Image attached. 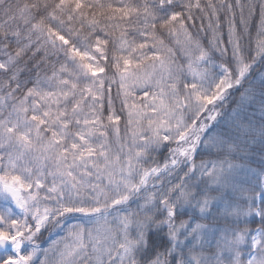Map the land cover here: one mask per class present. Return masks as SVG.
I'll return each mask as SVG.
<instances>
[{"label": "snow or ice", "instance_id": "snow-or-ice-1", "mask_svg": "<svg viewBox=\"0 0 264 264\" xmlns=\"http://www.w3.org/2000/svg\"><path fill=\"white\" fill-rule=\"evenodd\" d=\"M0 264H264V0H0Z\"/></svg>", "mask_w": 264, "mask_h": 264}, {"label": "flooded vegetation", "instance_id": "flooded-vegetation-1", "mask_svg": "<svg viewBox=\"0 0 264 264\" xmlns=\"http://www.w3.org/2000/svg\"><path fill=\"white\" fill-rule=\"evenodd\" d=\"M47 235V234H46Z\"/></svg>", "mask_w": 264, "mask_h": 264}]
</instances>
